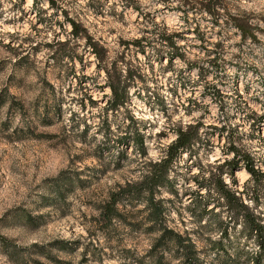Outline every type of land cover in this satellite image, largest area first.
Returning a JSON list of instances; mask_svg holds the SVG:
<instances>
[{"label":"rangeland","instance_id":"rangeland-1","mask_svg":"<svg viewBox=\"0 0 264 264\" xmlns=\"http://www.w3.org/2000/svg\"><path fill=\"white\" fill-rule=\"evenodd\" d=\"M151 198L264 264V0H0V264H140Z\"/></svg>","mask_w":264,"mask_h":264},{"label":"trees","instance_id":"trees-1","mask_svg":"<svg viewBox=\"0 0 264 264\" xmlns=\"http://www.w3.org/2000/svg\"><path fill=\"white\" fill-rule=\"evenodd\" d=\"M66 174L68 173L64 172L59 178L50 182L57 195L61 194L60 180L74 179L73 177L66 178ZM143 212L146 214L147 234L155 236V238L150 250L140 260V264H206L202 260V252L190 240L189 234L181 235L166 225L165 213L167 210L161 201H155L152 198L148 199ZM0 243L9 250L11 249L12 252L10 254L13 257L18 255L17 249L9 246L11 245L10 242L2 236H0ZM33 250L37 254L46 255L44 250L38 249L37 246H34ZM45 257L51 259L49 254ZM228 260L230 259L225 258L222 260L221 258H217L216 264H229Z\"/></svg>","mask_w":264,"mask_h":264},{"label":"bare ground","instance_id":"bare-ground-1","mask_svg":"<svg viewBox=\"0 0 264 264\" xmlns=\"http://www.w3.org/2000/svg\"><path fill=\"white\" fill-rule=\"evenodd\" d=\"M238 176H239V177H243V176H244V172L239 171V172H238Z\"/></svg>","mask_w":264,"mask_h":264}]
</instances>
